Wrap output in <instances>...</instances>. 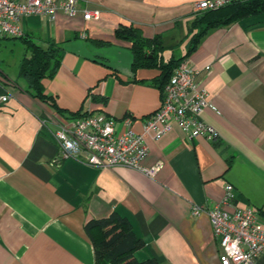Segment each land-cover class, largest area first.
<instances>
[{
  "label": "crops",
  "instance_id": "crops-1",
  "mask_svg": "<svg viewBox=\"0 0 264 264\" xmlns=\"http://www.w3.org/2000/svg\"><path fill=\"white\" fill-rule=\"evenodd\" d=\"M199 1L78 0L80 10L99 9L100 18L60 12L55 19H21L25 37L42 46L54 41L64 50L58 72L44 80L63 112L29 92L20 65L11 72L0 60V96L11 95L0 108V264H98L86 225L113 212L144 240L135 251L138 260L221 264L207 210L223 198L227 182L234 186L230 208L254 206L264 216V16L208 31L185 58L200 71L216 108L206 106L200 114L216 128V138H190L176 124L158 138L148 136L142 165L163 163L153 177L57 160L53 133L72 112L131 116L133 128L143 132L161 103L151 84L160 71L134 72L131 43L115 30L132 24L147 38L161 37L165 59L180 57ZM5 39L20 38L0 35V48ZM20 42L21 64L27 51ZM254 264H264V254Z\"/></svg>",
  "mask_w": 264,
  "mask_h": 264
},
{
  "label": "built area",
  "instance_id": "built-area-1",
  "mask_svg": "<svg viewBox=\"0 0 264 264\" xmlns=\"http://www.w3.org/2000/svg\"><path fill=\"white\" fill-rule=\"evenodd\" d=\"M243 0H201L196 13L215 10ZM75 17L79 13L85 20L100 18L99 9L80 10L78 0H0V35L23 37L22 18L45 15L55 19L58 13ZM206 66V71L210 70ZM200 71L183 60L174 70L162 91L161 103L150 116L143 132L133 128V118L117 119L105 113H89L61 123L53 133L59 147L57 160L75 158L94 166L126 167L155 176L162 168L158 162L144 167L149 147L147 137H160L178 125L190 138L217 137L214 126L201 118L204 107L211 106L207 89L200 80ZM11 98L10 93L0 96V108ZM234 186L227 182L223 198L208 208L207 213L218 240V257L221 264H254L264 254V216L254 206H234ZM198 215L200 208L195 207Z\"/></svg>",
  "mask_w": 264,
  "mask_h": 264
},
{
  "label": "trees",
  "instance_id": "trees-1",
  "mask_svg": "<svg viewBox=\"0 0 264 264\" xmlns=\"http://www.w3.org/2000/svg\"><path fill=\"white\" fill-rule=\"evenodd\" d=\"M263 16L264 0H243L219 9L200 12L191 21L195 32L191 34L186 53L180 57L171 55L168 60L164 57L166 47L160 36L147 38L138 27L123 23L116 28L115 35L118 39L131 43L134 72L140 68L160 71L151 84L162 93L175 68L197 48L208 31L236 21ZM14 38H20L26 46L27 53L20 64L19 74L27 81L29 92L58 112H63L54 97L45 92L44 87V80L53 78L60 68L64 55L62 46L54 41L42 46L25 36ZM93 99L100 100L97 96ZM89 113L91 112H72L69 118H79ZM86 230L92 239L98 264H160L154 257L142 261L135 257V251L144 247L145 242L135 235L129 221L116 212L88 222Z\"/></svg>",
  "mask_w": 264,
  "mask_h": 264
},
{
  "label": "rangeland",
  "instance_id": "rangeland-1",
  "mask_svg": "<svg viewBox=\"0 0 264 264\" xmlns=\"http://www.w3.org/2000/svg\"><path fill=\"white\" fill-rule=\"evenodd\" d=\"M198 14L199 13H196L195 16H194V19L196 17H198ZM190 28H188V32H187V36H186V39L184 40V42L182 44H188L190 38H191V34L195 32V29L192 30V22L190 23ZM192 31V32H191ZM5 44L6 46H3L0 48V60L1 61V64L3 67H7V69L11 72H13L14 70H18L19 68V65H20V58H22V54H20V51H19V44H22L20 42V39H5ZM16 43V46L13 45V43ZM181 44V45H182ZM185 45V46H186ZM169 51L171 50L168 49ZM180 50V49H179ZM165 55L167 56L168 55V52L165 53Z\"/></svg>",
  "mask_w": 264,
  "mask_h": 264
}]
</instances>
